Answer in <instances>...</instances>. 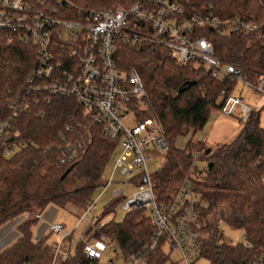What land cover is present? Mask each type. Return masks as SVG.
<instances>
[{"label":"trees","instance_id":"1","mask_svg":"<svg viewBox=\"0 0 264 264\" xmlns=\"http://www.w3.org/2000/svg\"><path fill=\"white\" fill-rule=\"evenodd\" d=\"M65 1L75 11L113 8L133 0ZM179 1L186 13L204 11L219 18L239 16L255 22L258 28L248 34H205L212 42L214 54L239 67L246 81L254 84L264 77L263 0ZM115 60L121 70L132 68L137 72L146 93L136 109L138 118L157 119L166 141L162 162L151 173L156 197L168 201L187 178L203 203L197 207L199 258L207 264H248L256 260L264 250V128L260 126L258 111L250 110L244 119H237L240 129L230 141L207 148L193 136L204 127L210 113L219 111L221 90L232 92L235 80L215 79L203 67L177 63L163 49L119 43ZM33 64L34 50L8 40V32L0 29V121L11 113L9 101H17L22 95ZM185 81L194 83L178 92ZM65 127L68 131H64ZM59 132H64L66 140L83 144L79 158L69 164L72 167L63 178L61 174L69 165L58 164ZM8 135L14 141L31 140L33 145L6 157L5 139L0 143V264H99L84 257L81 242L71 247L65 243L66 257H53L55 242L48 241L49 234L44 230L34 236L31 227L37 222V215L52 221L58 209L79 217L91 202L93 190L103 183V171L115 143L89 124L71 97L27 102L18 110ZM185 136L188 137L184 144L176 146L175 140ZM195 151L205 165L193 170L190 162ZM117 201L118 198L104 206L96 219L101 226L96 230L88 228L86 233H92L86 239L103 234L122 257L144 251L146 264H171L163 239L155 238L156 230L145 209H132L119 221H102ZM14 220L11 234L5 232L3 236L1 227ZM220 224L241 230L242 241L224 239ZM152 240H157V245L149 248Z\"/></svg>","mask_w":264,"mask_h":264},{"label":"built area","instance_id":"2","mask_svg":"<svg viewBox=\"0 0 264 264\" xmlns=\"http://www.w3.org/2000/svg\"><path fill=\"white\" fill-rule=\"evenodd\" d=\"M69 5L65 0H0V29L8 32V40L34 50V64L26 76L22 95L17 101H9L11 113L0 121V143L5 139L3 155L9 157L33 145L31 140L14 141L8 135L18 110L27 102L73 98L89 124L118 148L98 197L114 183V174L122 185H134L135 190L128 196L123 194V188L108 192L119 199L125 213L145 209L156 230L155 238H162L169 251H177L184 264H196L200 259L197 207L203 203L187 178L179 183L168 201L156 197L152 172L147 170V153L150 147L164 152L166 141L157 119L138 118L136 109L146 97L143 83L135 69L121 70L117 66L115 51L119 43L133 48L163 49L177 63L203 67L212 78H230L264 95V77L254 84L246 81L239 67L214 54L212 42L205 34H248L258 25L239 16L219 18L204 11L186 13L179 0H133L113 8H76L75 11ZM221 99L219 112L224 115L238 111L239 118L244 119L250 111L242 98L231 92L221 90ZM58 138V164L76 161L83 144L66 140L64 132H59ZM198 154L192 153L190 169L197 168ZM94 207L95 201H91L79 215L76 226L84 222L80 235L65 230L60 222H47L48 231L57 237L53 257H66L63 244L71 247L79 241L84 257L99 261L108 238L103 234L85 238V229L96 230L101 226L92 214ZM87 212L91 213L90 218L86 217ZM156 245L157 240H152L149 248ZM142 253L122 257L120 264H146ZM248 264H264V250Z\"/></svg>","mask_w":264,"mask_h":264},{"label":"rangeland","instance_id":"3","mask_svg":"<svg viewBox=\"0 0 264 264\" xmlns=\"http://www.w3.org/2000/svg\"><path fill=\"white\" fill-rule=\"evenodd\" d=\"M237 85L232 94L240 96L243 99L244 103L248 105L250 108L254 107L256 109H260L259 123H260V126L264 128V96L258 92L250 91L248 88H242L241 91L239 92V89L242 84L238 83ZM239 116L240 115L238 114V111H236L234 115H224L220 113L218 110H215L212 113H210L207 118L206 124L200 130V132L205 134V140H204L205 142L202 141L204 146L207 148H212L216 144H222V143H226L230 141L240 129V123L237 120ZM187 137L188 136L177 138L175 140V145L179 147L182 146L185 140L187 139ZM193 139L196 140L198 138L196 135H194ZM117 152H118V148H115L111 156V159L109 160V162L107 163L103 171V176L105 179L108 178L110 174L112 163H113V158ZM163 154L164 152L161 150H157L152 147L149 148L148 153H147L148 159L146 160L148 172H154L159 168L162 162ZM195 165L198 169H201L204 167L205 161L203 159L198 158L196 160ZM113 181L114 183L108 187L107 192H105L101 197H98L102 191L101 186L96 187L93 190L91 201H95V207H94L92 214L96 218L101 214L104 206L116 200V197L113 196L108 191L112 189L123 188L124 189L123 194L125 196H128L131 192L135 190L134 185H131V184L122 185L120 182H117V181H120V178L117 174H114ZM124 214H125V211L121 208L120 202L117 201V203L114 205L113 211L110 214L104 216L102 221H107L110 218H113L115 221H119L124 216ZM86 217L90 218L91 213L87 212ZM19 219L20 218H18V220ZM51 220L62 223L64 225L65 230L67 231L73 230V233L76 235H80L84 228V222H82L79 226H76V223L78 220L77 216L70 214L66 211L60 210V209L54 212V215L52 216ZM15 222H16L15 220L13 222H7L3 227H1L3 236L6 235L5 232L9 233V235L11 234L12 225ZM47 222H50V221H47L46 219L40 216L37 222L31 227V231H32V234L36 236L40 231L44 230L45 233L49 234L48 241L54 243L56 242L57 237L53 233H50L48 231ZM87 229H85V238L92 233V231H89L86 233ZM220 230L222 232V237L224 239L229 240L231 242H241L242 241V231L241 230L231 229L227 227L226 225H222V224H220ZM167 248H168L167 245L164 246L165 251H167L169 255V259L171 260L173 264H184L179 259V254L177 251L175 250L169 251ZM108 261H111L112 264H120V262L122 261V255L120 254L119 250L113 244L107 245V248L102 253L101 258L99 259L98 263L105 264ZM196 264H207V261L205 259L200 258L197 260Z\"/></svg>","mask_w":264,"mask_h":264},{"label":"crops","instance_id":"4","mask_svg":"<svg viewBox=\"0 0 264 264\" xmlns=\"http://www.w3.org/2000/svg\"><path fill=\"white\" fill-rule=\"evenodd\" d=\"M238 84V83H237ZM236 84V85H237ZM242 84V83H241ZM236 85L234 86V88H233V90H232V92L231 93H233L234 92V89L236 88ZM238 86V85H237ZM242 88H248L250 91H253L251 88H249V87H247V86H245V85H241V87H240V89H239V92L241 91V89ZM238 92V93H239ZM264 96V95H263ZM243 100V99H242ZM244 102V101H243ZM248 106V105H247ZM248 108H249V110H254V111H258V113L260 112V109H256V108H254V107H249L248 106ZM196 136H197V138L198 139H200V140H202L203 142H205L204 140H205V134L204 133H202V132H197L196 134H195ZM217 145V144H216ZM179 147V146H178ZM181 147V146H180Z\"/></svg>","mask_w":264,"mask_h":264},{"label":"water","instance_id":"5","mask_svg":"<svg viewBox=\"0 0 264 264\" xmlns=\"http://www.w3.org/2000/svg\"><path fill=\"white\" fill-rule=\"evenodd\" d=\"M194 82L193 81H185L183 82L177 89L178 92H181L187 88H189ZM208 151V149L206 150V152ZM71 165L67 166V168L63 171V173L61 174V178L64 177V175L71 169Z\"/></svg>","mask_w":264,"mask_h":264}]
</instances>
